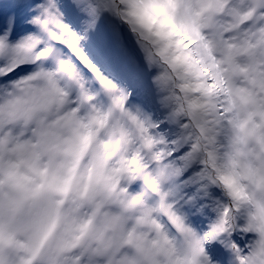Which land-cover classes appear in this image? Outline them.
Instances as JSON below:
<instances>
[{
    "label": "snow or ice",
    "instance_id": "snow-or-ice-1",
    "mask_svg": "<svg viewBox=\"0 0 264 264\" xmlns=\"http://www.w3.org/2000/svg\"><path fill=\"white\" fill-rule=\"evenodd\" d=\"M0 264H264V0H0Z\"/></svg>",
    "mask_w": 264,
    "mask_h": 264
}]
</instances>
